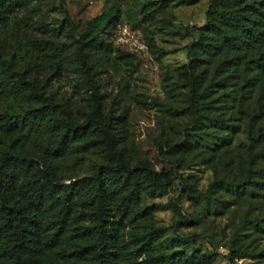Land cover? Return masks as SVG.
Instances as JSON below:
<instances>
[{
  "label": "rangeland",
  "instance_id": "rangeland-1",
  "mask_svg": "<svg viewBox=\"0 0 264 264\" xmlns=\"http://www.w3.org/2000/svg\"><path fill=\"white\" fill-rule=\"evenodd\" d=\"M148 1L167 6L146 17ZM232 2L264 16V0ZM211 4V0H33L28 11L17 12L0 28L2 59L52 99L54 118L66 116L84 124L93 114L94 102L92 92L81 85L74 40L104 15L89 66L105 115L119 125L123 158L137 174L150 164L157 172L181 176L193 187L194 198L179 180L166 182L144 192L126 215L120 208L127 203L111 209L110 221L121 228V264H153L152 259L174 253L199 255L202 264H264V131L250 156L246 128L247 115L252 109L255 113L259 99L264 104V84L241 105L240 97L248 93L245 73L227 78L216 73L217 64L211 65L207 109L197 124L189 85L181 73L190 61L189 48L199 41L197 28L206 26ZM71 26L77 35L71 34ZM259 71L254 75L264 78ZM38 107L25 95L0 97V150L33 162L40 177L42 171L53 173L60 196L80 214L78 226L92 228L93 207L84 210L77 201L83 200L93 173L105 170L104 147L98 138H84L66 158L46 161L44 137L36 134L33 121ZM263 127L264 112L257 131ZM186 140L201 145L194 143L186 154H169L170 146ZM258 153L263 158L254 157ZM150 230L164 232L147 252L137 235ZM72 231L63 237L65 255L79 247Z\"/></svg>",
  "mask_w": 264,
  "mask_h": 264
},
{
  "label": "trees",
  "instance_id": "trees-1",
  "mask_svg": "<svg viewBox=\"0 0 264 264\" xmlns=\"http://www.w3.org/2000/svg\"><path fill=\"white\" fill-rule=\"evenodd\" d=\"M32 1L0 0V28L7 26L17 12L28 11ZM211 3L206 26L197 28L199 41L189 48L190 61L181 70L189 85L190 108L197 124L207 109L205 100L210 86L206 82L211 65L217 64L216 73H225L227 78L245 73L243 82L248 93L240 97L241 105L249 102L251 94L264 84V78L253 73L256 69L264 73V16L236 8L232 0H211ZM162 6L165 8L167 5L148 1L144 5V15L148 17ZM104 19V15L94 19L87 31L74 40L73 57L81 85L92 92L94 102L93 114L84 124L73 122L66 116L54 118L51 115L54 108L52 99L46 97L25 73L14 71L11 63L0 55V97L16 93L38 104V113L33 121L36 134L44 137L41 145L46 161L53 163L66 158L76 148L78 140L98 138L108 162L105 170L98 169L93 173L83 192V200L77 201L82 209L93 207L94 210L91 214L94 226L83 228L78 226L79 212L72 211L73 207L67 205V199L60 196L61 186L56 185L53 173L42 171L43 177H40L35 172L33 162L0 150V264H121V228L110 221L111 209L127 203L125 208H120L122 215H126L131 210L130 205L138 203L144 192L177 180L193 198L195 196L193 187L181 176L157 172L150 164L137 174L123 158L119 149V125L111 115H105L89 66V56H93L92 44L103 30L100 29V21ZM109 22L111 19L107 24ZM70 30L73 36L77 35L73 26ZM263 112L264 104L259 99L255 113L252 109V113L247 115L250 156L263 136L264 127L257 131V122L261 120ZM194 143L201 145V141L186 140L170 146L169 154L173 157L186 154L193 150ZM254 157L263 158L261 153ZM71 228L79 247L74 253L65 255L62 241ZM162 232L150 230L145 236L137 237L144 240L142 246L149 252L159 241ZM151 263L202 264L204 258L196 254L186 257L174 253L152 259ZM125 264L132 263L126 261Z\"/></svg>",
  "mask_w": 264,
  "mask_h": 264
}]
</instances>
